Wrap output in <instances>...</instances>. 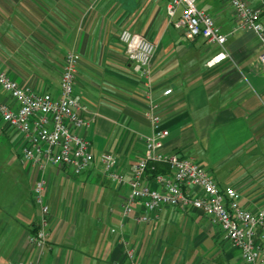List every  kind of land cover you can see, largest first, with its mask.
<instances>
[{"label":"crops","instance_id":"crops-1","mask_svg":"<svg viewBox=\"0 0 264 264\" xmlns=\"http://www.w3.org/2000/svg\"><path fill=\"white\" fill-rule=\"evenodd\" d=\"M168 1L0 0V71L10 79L37 93L57 94L66 52L79 55L74 88L89 108L83 115L91 122L81 134L94 158L79 174L53 165L40 171L21 162L23 140L0 120V141L4 138L12 149L0 153V264L37 257L28 236L38 218L32 187L39 179L45 181L50 207L41 264H127L129 248L141 264H248L219 225L195 208L161 206L150 223L136 220L143 211L139 203L123 213L130 166L143 156L144 139L153 129L145 116V78L127 59L118 38L122 29L155 44L149 66L152 96L160 127L168 131L161 151L195 161L220 188H234L245 209L264 204L259 39L252 30L234 29L235 13L225 0H204L199 8L227 35L230 54L209 66L220 47L187 37L174 25L176 17L167 16ZM167 89L172 92L164 95ZM0 102L16 107L1 88ZM104 151L116 157L123 184L104 173ZM145 181L159 188L152 177Z\"/></svg>","mask_w":264,"mask_h":264},{"label":"built area","instance_id":"built-area-1","mask_svg":"<svg viewBox=\"0 0 264 264\" xmlns=\"http://www.w3.org/2000/svg\"><path fill=\"white\" fill-rule=\"evenodd\" d=\"M234 10L235 30H252L259 39L261 51L258 55L264 67V0H225ZM166 14L174 18V25L182 28L189 38H202L208 44L220 47L207 62L213 66L230 57L225 48L227 35L222 33L213 18L197 7L196 0H169ZM119 41L124 46L127 59L134 70L145 78L147 108L145 116L152 124V134L144 139L143 156L131 164L127 181L129 194L122 204L124 215L139 203L142 213L136 220L150 223L161 206L179 209L195 208L219 225L229 243L240 251L241 259L248 264L264 262V204L255 211L242 207L239 193L232 187L220 188L214 178L192 159L177 152L161 151L168 131L160 127L157 113L158 102L152 96L150 62L155 44L145 35L122 29ZM79 55L69 50L64 56L57 94L37 93L10 79L0 71V88L16 103L12 108L0 102V120L17 131L23 144L20 149L21 162H28L44 170L48 165L64 166L73 174H79L93 164L90 142L81 131L90 125L91 118L83 114L88 105L75 91L74 80ZM172 90H164V95ZM104 173L115 184H123L122 176L115 170L116 157L110 152L100 154ZM165 167L166 171L157 170ZM147 176L159 185L151 188L145 181ZM193 190H192V189ZM45 181L37 180L32 187L33 202L38 209L35 229L28 242L37 250L32 261H9L6 264H41L39 258L47 244L50 207L44 196ZM127 264H141L133 249L126 251Z\"/></svg>","mask_w":264,"mask_h":264},{"label":"rangeland","instance_id":"rangeland-1","mask_svg":"<svg viewBox=\"0 0 264 264\" xmlns=\"http://www.w3.org/2000/svg\"><path fill=\"white\" fill-rule=\"evenodd\" d=\"M196 5L197 7L204 6V0H196ZM11 152H12L11 146L9 145L8 142H6L4 138H2L0 141V153L9 154Z\"/></svg>","mask_w":264,"mask_h":264},{"label":"trees","instance_id":"trees-1","mask_svg":"<svg viewBox=\"0 0 264 264\" xmlns=\"http://www.w3.org/2000/svg\"><path fill=\"white\" fill-rule=\"evenodd\" d=\"M157 170H163L161 167H158Z\"/></svg>","mask_w":264,"mask_h":264}]
</instances>
